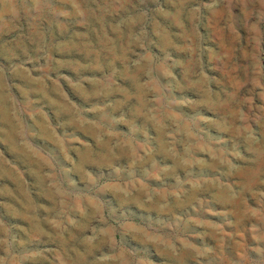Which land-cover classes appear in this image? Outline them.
Instances as JSON below:
<instances>
[{"label": "rangeland", "instance_id": "374dc122", "mask_svg": "<svg viewBox=\"0 0 264 264\" xmlns=\"http://www.w3.org/2000/svg\"><path fill=\"white\" fill-rule=\"evenodd\" d=\"M100 5L0 0V264H264V0Z\"/></svg>", "mask_w": 264, "mask_h": 264}, {"label": "water", "instance_id": "95a60500", "mask_svg": "<svg viewBox=\"0 0 264 264\" xmlns=\"http://www.w3.org/2000/svg\"><path fill=\"white\" fill-rule=\"evenodd\" d=\"M84 3L88 5L91 8V16H90V28L88 29L89 36H94V33L98 29H105L110 34H115L113 32V26L111 25V22L113 20H118L117 19V13L115 14L114 12H103L100 7V0H84ZM102 13L101 17H98V13ZM121 12V16H124V19L118 20V25L122 30H124L128 34V6L125 8L124 11H119ZM116 16V17H115ZM144 21V19H143ZM147 21V19H146ZM146 21L142 22L141 24H134L132 26L133 30L131 32V37H130V46H129V54L131 57H134L139 61V64H143L144 66H147V60L145 56H141L142 52L144 51V48L151 47L150 45V38H153L152 31L150 33H147V28L145 31V25ZM113 34V35H114ZM115 38H118L117 36L114 35ZM144 71L142 72V75H144Z\"/></svg>", "mask_w": 264, "mask_h": 264}]
</instances>
